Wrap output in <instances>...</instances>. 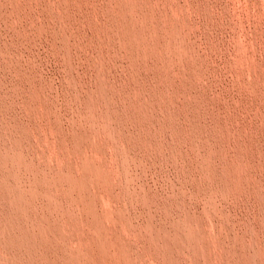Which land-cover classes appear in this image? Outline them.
I'll return each mask as SVG.
<instances>
[{
  "label": "rangeland",
  "instance_id": "obj_1",
  "mask_svg": "<svg viewBox=\"0 0 264 264\" xmlns=\"http://www.w3.org/2000/svg\"><path fill=\"white\" fill-rule=\"evenodd\" d=\"M0 264H264V0H0Z\"/></svg>",
  "mask_w": 264,
  "mask_h": 264
},
{
  "label": "bare ground",
  "instance_id": "obj_2",
  "mask_svg": "<svg viewBox=\"0 0 264 264\" xmlns=\"http://www.w3.org/2000/svg\"><path fill=\"white\" fill-rule=\"evenodd\" d=\"M57 3V2H56ZM55 4V3H54ZM58 10V9H57ZM122 10V9H121ZM82 15V14H81ZM62 19V18H61ZM61 29V28H60ZM64 37V36H63ZM74 45V44H73ZM62 47V46H61ZM70 46L68 44H65L63 46V51L66 53V52H69L71 49L69 48ZM160 50V49H159ZM102 58V57H101ZM96 65V64H95ZM102 67V66H101ZM100 67V68H101ZM71 72V71H70ZM98 77V76H97ZM71 79V78H70ZM100 84L102 82V85L104 83L103 80H99ZM105 84V83H104ZM107 89V88H106ZM108 92V91H107ZM105 91V88H101V91L93 94L91 97H92V105H88L87 107V111L90 113V114H93L95 111H94V104H102L104 106H106L105 108V112H106V115L107 117L109 118H112V117H116V114L114 112V110L109 106V102L112 100L113 97H111L108 93ZM111 103V102H110ZM89 104V103H88ZM138 104V103H137ZM114 122V121H113ZM118 128V127H117ZM101 227V226H100ZM252 243V242H251ZM251 257V256H250Z\"/></svg>",
  "mask_w": 264,
  "mask_h": 264
}]
</instances>
